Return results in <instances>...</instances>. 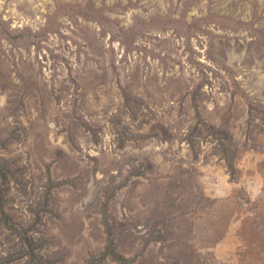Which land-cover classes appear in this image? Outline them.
<instances>
[{"label":"rangeland","instance_id":"obj_1","mask_svg":"<svg viewBox=\"0 0 264 264\" xmlns=\"http://www.w3.org/2000/svg\"><path fill=\"white\" fill-rule=\"evenodd\" d=\"M0 206V257L264 264V0H0Z\"/></svg>","mask_w":264,"mask_h":264},{"label":"trees","instance_id":"obj_2","mask_svg":"<svg viewBox=\"0 0 264 264\" xmlns=\"http://www.w3.org/2000/svg\"><path fill=\"white\" fill-rule=\"evenodd\" d=\"M6 176V175H4ZM0 213H2V215L8 220L10 221L11 218L4 212V209L0 206ZM8 229L12 230V228H15V226L13 225H7ZM20 233V246H18V243L16 244L17 250L15 249L14 251H11L9 253H7L6 255H2L0 257V264H6V263H12L16 260L25 258V257H29L30 261L35 262L36 264H44V263H48V264H54L55 261L49 260V259H44V255L38 253L36 251L37 247H38V243L37 240H35L34 237H29L27 235H25L24 233ZM41 240H43L44 242H47L46 238H42ZM108 254L112 255L116 260H118L119 262H121L122 264H132L133 259H129L126 258L125 256H123L122 254H120L118 251H116V249L114 250H109L107 251ZM105 253L102 256V259L105 258L108 254Z\"/></svg>","mask_w":264,"mask_h":264},{"label":"bare ground","instance_id":"obj_3","mask_svg":"<svg viewBox=\"0 0 264 264\" xmlns=\"http://www.w3.org/2000/svg\"><path fill=\"white\" fill-rule=\"evenodd\" d=\"M124 256V255H123ZM130 258V257H129Z\"/></svg>","mask_w":264,"mask_h":264}]
</instances>
